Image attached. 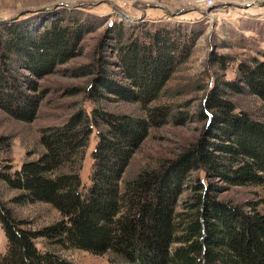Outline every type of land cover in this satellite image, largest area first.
<instances>
[{
	"label": "trees",
	"instance_id": "trees-1",
	"mask_svg": "<svg viewBox=\"0 0 264 264\" xmlns=\"http://www.w3.org/2000/svg\"><path fill=\"white\" fill-rule=\"evenodd\" d=\"M84 27L53 21L38 36L18 26L6 28L0 42V109L34 121L41 100L31 93L37 87L29 81L31 90H24L14 61L35 75L52 73L74 58ZM121 32L113 40L118 68L129 86L111 78L100 60L79 70L94 76L90 100L98 102L109 93L118 101L140 103L147 119L96 108L91 116L82 110L64 126L44 130L45 152L3 180L22 192L16 203L49 204L62 218L28 229L0 200V223L8 240L0 264H74L56 248L110 253L119 264H264V210L256 202L238 204L220 197L233 187L264 185V122L238 112L229 98L249 92L264 104V62L242 64L236 81L213 86L198 115L204 127L197 141L159 167L124 181L150 129L171 117L170 107L149 106L171 80L181 53L191 54L196 38L186 45L177 37L180 33L168 28L142 38ZM188 119L181 114L175 123L184 125ZM95 128L98 144L86 189L80 175L84 156L81 167L77 161ZM195 173L204 177L194 178Z\"/></svg>",
	"mask_w": 264,
	"mask_h": 264
},
{
	"label": "rangeland",
	"instance_id": "rangeland-1",
	"mask_svg": "<svg viewBox=\"0 0 264 264\" xmlns=\"http://www.w3.org/2000/svg\"><path fill=\"white\" fill-rule=\"evenodd\" d=\"M201 0H0V42L6 28L18 26L22 30L41 34L53 21L85 25L74 58L57 66L52 73L35 75L22 63L14 61V72L24 90H31L29 81L37 87L31 95L38 97L35 119L25 122L0 109V200L7 204L15 217L26 222V228L39 230L61 220L60 213L45 203L18 204L14 200L22 194L11 189L3 176L21 171L28 161L39 159L45 152L41 141L44 130L62 127L73 114L84 111L92 115L96 108L113 114L148 117L140 103L118 101L109 93L98 102L89 99L93 75H81L80 68L99 64L108 67V75L130 85L118 68L114 37L122 29L126 38L131 34L143 37L163 29L175 31L178 38L190 45L196 41L190 55L181 53L176 70L151 107L168 106L171 117L165 125L152 127L147 139L137 151L124 181L140 171L157 168L164 161L175 158L186 146L201 136L204 123L198 118L206 95L223 82L239 77L242 64L264 62V0H214L210 8L198 5ZM121 32V33H123ZM1 51V50H0ZM98 70H96L97 73ZM17 72V73H16ZM238 112H247L255 120L264 122V104L249 92L230 94ZM188 115L184 125L175 118ZM98 144V129L90 139V146L78 156L77 165L83 167L81 180L86 189L91 185ZM194 178L204 175L195 173ZM193 180V177H191ZM188 193H184L178 210ZM233 203L259 204L264 210V185L233 187L220 195ZM44 242V241H42ZM39 250L44 245L37 242ZM8 240L0 223V256L6 254ZM74 264H119L110 253L94 255L75 249H54Z\"/></svg>",
	"mask_w": 264,
	"mask_h": 264
},
{
	"label": "built area",
	"instance_id": "built-area-1",
	"mask_svg": "<svg viewBox=\"0 0 264 264\" xmlns=\"http://www.w3.org/2000/svg\"><path fill=\"white\" fill-rule=\"evenodd\" d=\"M214 4V0H201L198 5H204L206 8H210Z\"/></svg>",
	"mask_w": 264,
	"mask_h": 264
}]
</instances>
